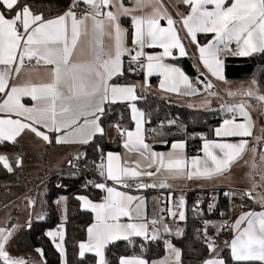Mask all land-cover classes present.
Here are the masks:
<instances>
[{"label":"snow or ice","instance_id":"1","mask_svg":"<svg viewBox=\"0 0 264 264\" xmlns=\"http://www.w3.org/2000/svg\"><path fill=\"white\" fill-rule=\"evenodd\" d=\"M170 3L179 19L173 18L165 0H71L68 8L54 17H46L27 0H0V143L15 145L24 133L31 132L49 144L87 145L107 134L103 118L111 105L127 103L131 109L135 129L115 125L124 137L126 158L123 162L120 153H104L97 145L98 175L114 182L113 185L89 182L105 193L100 202H93L87 196L77 197L84 209L95 214L94 222L86 229L87 240L78 244V256L85 258L86 254H94V264H112L106 250L116 242L124 241L133 247L139 243L141 249H146L149 243L160 240L167 249L164 259L151 261L143 255L120 256L117 264H183L182 250L167 239L173 229L164 223V217L148 219L144 198L119 188L170 189L169 180L227 176L249 144L248 139L236 143L205 141L203 157L189 159L184 154V141L172 142L168 152L154 151L152 144L146 142L144 125L149 121L134 103L143 98L137 95L138 85L114 82L116 77L124 75V57L129 58V72L143 70L146 77L160 76L162 90L191 96L199 94L197 84L208 89L213 85L207 79H200L205 76L204 72L198 74L194 83L181 67L165 62L178 58L174 50L179 57L188 55L177 25L186 30L196 45L204 68L221 81H225L221 52L242 57L264 54V0H234L230 4L227 0H170ZM80 5L85 7L80 9ZM179 5L187 6L189 11H180ZM210 5L213 7L209 8ZM122 19L130 20L129 27L122 24ZM198 33L212 34V38L201 45ZM233 43L235 49L230 47ZM145 48L162 51L150 53ZM13 78L15 82L10 83ZM252 83L256 87L240 94L264 105V92L257 81ZM24 98L32 104L23 103ZM227 111L234 114L233 118L223 121V127L216 129V136L251 137L253 121L247 102L228 105ZM236 115L243 122L238 123ZM152 132L163 135L156 129ZM258 139L260 151L264 153V138ZM256 150L254 147L253 151ZM80 158L79 154L74 157ZM0 164L8 172L13 171L7 155H0ZM16 164L23 166V158L18 157ZM251 167L252 188L245 195L252 199L253 192L257 191L256 202L264 207V184L259 182L264 180V154L259 163L254 157ZM145 178L151 183L143 182ZM30 203L34 205L35 201ZM176 207H185L183 197ZM163 211L179 221L186 219L184 211ZM122 218L127 221L122 222ZM37 219H44L43 214H38ZM18 227H0V264H36L13 256L9 250ZM27 227L31 228L30 222ZM231 227L235 236L225 242L231 259L264 264V211L244 212ZM46 234L65 256L67 264L63 226ZM175 234L181 235V230L177 228ZM202 235L211 254L202 264H227L214 237L208 236L207 228L202 230ZM35 251L44 255L43 249Z\"/></svg>","mask_w":264,"mask_h":264},{"label":"trees","instance_id":"2","mask_svg":"<svg viewBox=\"0 0 264 264\" xmlns=\"http://www.w3.org/2000/svg\"><path fill=\"white\" fill-rule=\"evenodd\" d=\"M27 2L33 5L35 10L43 12L46 17H54L66 10L69 0H27ZM175 63L181 66L191 78L196 79L200 73L190 59L176 60ZM224 64L226 81L246 83L255 80L258 82L261 91L264 92V54L254 53L247 57L229 55L224 58ZM128 67L129 63L127 62L124 75L117 77L114 82L137 85L143 83L144 74L129 72ZM137 95L144 97V89L137 87ZM148 98V101L143 98L139 99L137 103L146 113L145 118L149 121L146 123V129L150 136L153 134V129L166 131L169 135L165 138L168 146L172 141L182 139L188 143V148L192 154L199 152V145L202 141L214 139V129L220 125L222 120L233 115L226 114L220 109L201 110L172 104L167 99L150 93H148ZM169 121H175V123L169 124ZM116 124H119L121 129L131 130L134 128L130 107L127 103H117L110 106L107 115L103 118V126L107 133L105 136H98L94 142L80 146L79 155L81 158L79 160L73 158L68 166L73 168L75 161H78L79 166L82 167L81 171L75 169L61 170L51 175L46 182L45 190L44 201L48 206L46 217L40 221H32L31 228L26 226L20 232L13 243L16 251L32 252L38 248L43 249L42 258H44L45 264H61L59 251L54 247L52 239L46 233L64 225L67 264H94L93 255H87L85 258L78 256V244L87 238L86 229L93 222V214L88 210H83L81 201L77 197L87 196L93 201L100 199L102 193L100 189L85 186L91 177L85 168L100 163V152L97 150V145L103 149L104 153L120 148L121 135L117 132ZM11 146L14 145L0 144L2 151L11 150L9 149ZM14 179V174L8 172L0 164V181H14ZM59 184L61 185L60 188L57 187ZM61 197L66 198V219L64 221L61 220L55 205V201ZM234 200V217L238 211H255L261 208L259 204L254 202L253 198L249 199L247 196L243 199L235 198ZM194 201L193 196L189 197L185 208L186 219L183 222H178V225L183 226L182 234L177 236L172 232L168 237L176 247L182 250L183 264H202L203 260L211 255L200 237L201 219L192 213ZM221 207H227V203L221 201L215 208L219 210ZM139 239L137 238L138 241ZM221 250L220 255L227 261V264H259V262L239 263L233 261L230 248L226 245ZM166 254L165 243L161 240L149 243L146 249H141L139 243L133 247L124 241H119L106 250L107 259L112 264H117V259L120 256L143 255L146 259L156 261L164 258Z\"/></svg>","mask_w":264,"mask_h":264},{"label":"crops","instance_id":"3","mask_svg":"<svg viewBox=\"0 0 264 264\" xmlns=\"http://www.w3.org/2000/svg\"><path fill=\"white\" fill-rule=\"evenodd\" d=\"M232 2H234V0H227L228 4H230ZM165 3L168 4V11L172 14L173 18L174 19H179V17L177 16V13H176V8L171 6L170 0H165ZM211 7H213V6L210 5L209 8H211ZM179 10L184 12V13H187L189 11L187 6H184V5H179ZM121 22H122V24L125 27H129V25H130V20L129 19H122ZM161 23L162 24H166L165 21H162ZM177 27L180 30L179 34H180V37H181L182 41L185 44L186 51H187L188 55L186 57H179L178 53L176 52V50H174V55H177L178 58L175 59V60H172V59L169 58L165 62L166 63H170V64H175V65L179 66L177 63H175L176 60H180V59H188L189 60L190 59V61L195 65V67L197 68V70L199 72H204L205 73V76H203V77L211 82V84L213 85V87L211 89L219 93V89H220V87L218 85L219 82H222L225 85H228L231 82H228L226 80L225 81H221V80L217 79L216 77L212 76L211 73L208 72V70L206 68H204V66L202 64V61L199 58V52L197 50L196 45L191 42L190 37H188V35L186 33V30H184L182 28V26L177 25ZM211 38H212V34H202V33H198L197 34V39H198V41L200 42L201 45L206 44L208 42V40L211 39ZM232 46H234V48ZM230 47L232 49H235L236 45L233 43ZM144 51L145 52H150V53H158V52H161L162 49H159V48H155V49L145 48ZM229 55L230 54H228L227 52H221L220 53V59L223 60V75L224 76H225L224 58L226 56H229ZM123 59H124V68H125V65L127 64L129 58L128 57H124ZM179 67H181V66H179ZM183 71L189 76V74L184 69H183ZM143 74H144L143 83L138 84V87L140 89H142V88L145 89L147 91V93L157 95L158 97H161V98H165L172 104H179V105H183V106H187V105H184V104H188L187 107H190L191 106V101L192 100H196V97H199V94L186 96V95H183V94L170 93V92H167L165 90H162L159 87V84H160V82L163 79L162 77L157 76V75H153L151 77H146V71H144ZM154 79H156V81L153 82ZM13 82H15V78H13V80L10 81V83H13ZM202 91H203V89H202ZM202 91H200V92H202ZM22 102L27 104V105H29V106L32 104V101L30 99H28V98H24V100ZM137 102H138V100L135 101L134 103H136L137 107L140 110H142L138 106ZM189 103H190V106H189ZM247 110L250 113L251 119L253 121V129H252V136L251 137L241 138V137H223V136L218 137V136H216V129L223 127V121L224 120L233 118V116H230V117H227L226 119L222 120L220 125H218L214 129V131H213V133H214V137L213 138L214 139L206 140V141L219 142V143H223V142L236 143L240 139H248L249 144H248L246 152L243 154L241 159H239L236 163H234V165L231 168L230 173L227 176H221V177H217L215 179H207V180H205V179H201V180H188V179L169 180L168 183L171 185V188L170 189H164V190H167V192L169 193V199L166 200V201H163V202L158 200L154 196L153 192L156 191V190H160L161 189V188H158V187L157 188L140 189V190H137L135 188H130V189L119 188V190L127 191V192H129V194L134 195V196L143 197L144 201H145L146 214H147L148 219H152L153 217H156L157 219H159L160 217H164V223L167 224L168 226H170L174 230L175 227L178 226V222H180V221L178 220V218H176V219L172 218L167 211H163L165 209H171L172 208L171 207V198L176 197V196H179V197L183 196V194H184V192H185V190L187 188L207 189V188L225 187V186H238V187L241 186L239 184H241L243 182L242 178H243V173L245 171L244 163L246 161V158L249 156L250 151L255 147V143L254 142H255V136L257 135L256 132H257V125H258L256 116L254 115V113L249 108H247ZM130 111H131V109H130ZM231 114H233V113H231ZM236 121L238 123H241V122H243V119L241 117H239V115H236ZM133 123H134V121H133ZM134 129H135V123H134V128L131 129V130H134ZM144 130H145L144 131V135H145V138H146V142L152 144L154 151H157V152H168V151L171 150V143L172 142L184 141L185 142L184 154H185V156L187 158L190 159L191 157H194V156L203 157V155H204V153L202 151V147H203V144H204L205 141H202L200 143L199 152L197 154H194V153L192 154V152H190V150L188 148V143L185 140H182V139L174 140L168 146V142L166 144L160 143V141H166L165 138H167L169 136L168 132H166V131H158V132H162L163 135L151 134V136H150V134L147 132L146 124L144 125ZM123 140H124V137L121 136L120 148L118 150L109 151V152H113V153H120L121 154V158H122V162L126 158V150L123 148ZM252 140H253V142H252ZM6 143L10 144V145L12 144L11 142H2L0 144H6ZM34 143L35 144L38 143V144H41V145H44L45 147H47V150L45 151V155L46 156H49L51 153L53 154L54 152H56V153H59V155L62 157V160H64V158H66V163L62 166L63 169L66 168L67 165H69V161H71L77 154L80 153L79 152V148H80V146H82L80 144H56V143L49 144V143L43 141L42 138L36 137L33 133L26 132V133L23 134L22 137L18 138V143L14 145V146H17V147L11 146V147H9V149H23L24 150V149H26V147H29V145H35ZM1 150H2V147H0V151ZM233 171H234V174H233ZM11 173H13L14 176H15L14 181H9V180L0 181V203L1 204H5V203H7V202H9L11 200H15V202L19 201L21 196L25 193L26 188L29 186V183L21 182V180L20 181L18 180V176H17L16 171L14 169H13V171ZM108 182H109V184L111 186L114 183L112 181H108ZM143 182L151 183V180H148V179L145 178ZM117 187H119V186H117ZM245 190H247V189H245ZM30 192H31V190H30ZM104 195H105V193L102 192V196H101L100 199H98L97 201H93V200L92 201L93 202H100ZM44 198H45V196H44ZM253 200H254V198H253ZM81 205H83L82 201H81ZM34 206H35V204L32 205V207L30 208V212H29L30 214H28L27 217H30V216L33 215V209L32 208ZM83 210H84V208H83ZM182 210L183 209H180V211H182ZM65 211H66V206H65ZM88 211H90V213L93 214V222H94V215L95 214L93 212H91V210H88ZM249 211H254V210H249ZM255 211L256 212L264 211V207L261 206L260 209L255 210ZM244 212H248V210L247 211L244 210V211H241V212L237 213L236 217L233 218V220H232V222H231V224L229 226L228 235L225 238V239H227L226 240L227 242H230L231 239H233L234 236H235V231L231 227L232 224ZM18 214H20V212ZM61 220H63V219L61 218ZM126 221H127V218H122V222H126ZM26 226H27V224L25 226H23V227H22V225H20V229H19L18 233L16 234L15 238L20 234V232ZM61 226H63V228H64V225H61ZM244 226H246V224L242 225L241 227L243 228ZM169 235L170 234H168L167 236L169 237ZM15 238L11 242L14 243ZM86 240H87V238L85 239V241ZM218 245H219V247L222 246V245L225 246V243H223V241H222ZM218 249H221V248H218ZM218 251L220 253V250H218ZM15 252L23 253V252H18V251H15ZM15 252H12V254L15 255ZM25 253H28V252H25ZM87 255H93L94 256V254H90V253L86 254V256ZM31 256H32V254H28V257H30L31 259H33L35 261L38 260L39 264H41L42 261L45 262L44 258H42V256L38 255L37 252H35V257L34 258L31 257ZM59 256H61V264H65V256H63L61 254ZM166 256H167V254H166ZM164 258H162V259H164ZM162 259H159V260H162ZM159 260H156V261H159Z\"/></svg>","mask_w":264,"mask_h":264},{"label":"rangeland","instance_id":"4","mask_svg":"<svg viewBox=\"0 0 264 264\" xmlns=\"http://www.w3.org/2000/svg\"><path fill=\"white\" fill-rule=\"evenodd\" d=\"M253 81L246 82V83H234L233 81L225 85L222 82H219L218 85L220 87L219 93L212 90L205 88L203 85V91L199 93V97H196V100L191 101V106L189 103V108L192 109H201V110H210V109H220L227 114H231V112L227 111V106L232 104H237L242 101L247 102V108H249L257 119V132L255 136V147L256 151L254 152L253 149L250 151L249 156L246 158L244 163L245 171L243 173V182L239 185L244 190L252 188V179L250 177V173L252 172V163L253 158L255 157L257 163L260 161V156L264 153H261L259 145L261 140L258 138H264V105H261L259 102L255 100H251L240 93L244 90L252 87H256L252 83ZM237 93L236 95H229V92ZM187 105L188 104H184ZM253 142V140H252ZM35 144V143H34ZM47 147L44 145L36 143L35 145H29L26 149H11V150H3L6 152L0 151V155H7L9 158V162L12 165L13 169L16 171L18 176V180L21 182L29 183V186L26 188L25 193L21 196L19 201L11 200L5 204L0 203V227H9L11 225L19 226L15 232V236L20 229V225L25 226L31 221H40L43 219H37L38 214H43L44 218L47 214V203L44 201L45 198V190H46V181L51 177L52 174L57 173L63 169V165L66 163V158L62 160V157L59 153L54 152L51 153L49 156L45 155V151ZM20 154V155H19ZM18 157L23 158V166H17L16 161ZM260 169H256L259 171ZM55 171V172H54ZM234 174V171H233ZM261 184H264V180L259 181ZM31 190V192H30ZM253 198L255 203L257 198V191L253 192ZM35 201V206L33 209V215L27 217L30 214V208L32 204L30 201ZM59 202V203H57ZM65 204L66 198L61 197L55 201V205L59 211L61 218L64 220L66 218V211H65ZM259 204V203H257ZM260 205V204H259ZM171 208V207H170ZM186 202L185 207L182 208L186 215ZM172 210V208H171ZM20 212V214L18 213ZM240 211H238L239 213ZM183 222V221H180ZM61 227L56 228L52 231H57ZM179 228L182 230L183 226L178 225L175 230ZM173 230V233H175ZM14 236V238H15ZM13 238V239H14ZM12 239V241H13ZM225 240V241H224ZM222 240L223 243L226 242L227 239ZM220 241V242H222ZM166 246V245H165ZM224 245L220 246L219 248L223 249ZM221 249L220 252L222 251ZM10 252H15V248L13 242L10 245ZM35 252H28V253H17L15 255L17 257H24L27 260L35 261L28 257V254H32L31 257H35ZM36 264H39L38 260L35 261Z\"/></svg>","mask_w":264,"mask_h":264},{"label":"built area","instance_id":"5","mask_svg":"<svg viewBox=\"0 0 264 264\" xmlns=\"http://www.w3.org/2000/svg\"><path fill=\"white\" fill-rule=\"evenodd\" d=\"M70 3L71 0H69V3H67L68 4L67 8ZM84 7H85L84 5H80V9H83ZM80 9H78V11ZM232 47L234 48V46ZM136 72L144 73L143 70H138ZM192 80L194 83H196V79L192 78ZM197 87H199L200 91H202L203 89L202 85L197 84ZM143 99L146 101H148L149 99L148 93L145 89H144ZM222 119H224V117H222ZM96 165L86 166L85 171L91 175L86 185L93 186L92 183H89L90 181L94 183L106 182L108 185H110L108 181H105V178L98 175V170ZM81 168L82 167L79 166L78 161H75L73 168H70V166L67 165V167L64 168V170L62 171H66V170L68 171L72 169L81 171L80 170ZM129 183L132 182L129 181ZM57 187L60 188L61 185L59 184L57 185ZM101 192L103 191L101 190ZM245 192L246 191L242 187H238V186H225V187H215V188H207V189L187 188L185 190L183 196L181 197L184 198L186 204L188 202L189 197L191 196L194 197L195 201L192 207L193 208L192 213L194 214V216L201 219L199 233L202 240H203L202 230L205 228H207L208 236L214 237L215 242L217 244L218 242L226 238L228 234L229 226L234 218V212H235L234 199L246 198ZM225 193H229V195H225ZM232 193H235V195H232ZM154 196L162 202L169 199V193L167 192V190L164 189L154 191ZM181 197L176 196L171 198V207L173 211H180V209H177L176 205L178 203L179 198ZM221 201H225L227 203V207H221L219 210H217L215 207H217L218 203ZM209 205H212V207L210 208ZM206 221L208 222V224L205 223ZM167 239H169L168 236ZM161 241L164 242L163 240Z\"/></svg>","mask_w":264,"mask_h":264},{"label":"water","instance_id":"6","mask_svg":"<svg viewBox=\"0 0 264 264\" xmlns=\"http://www.w3.org/2000/svg\"><path fill=\"white\" fill-rule=\"evenodd\" d=\"M204 79H205L204 77L201 78V80H204Z\"/></svg>","mask_w":264,"mask_h":264}]
</instances>
